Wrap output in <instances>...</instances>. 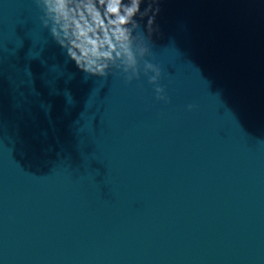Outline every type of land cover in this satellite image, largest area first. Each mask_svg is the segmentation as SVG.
<instances>
[{
  "label": "water",
  "instance_id": "1",
  "mask_svg": "<svg viewBox=\"0 0 264 264\" xmlns=\"http://www.w3.org/2000/svg\"><path fill=\"white\" fill-rule=\"evenodd\" d=\"M147 23L92 76L0 0V264H264V0Z\"/></svg>",
  "mask_w": 264,
  "mask_h": 264
},
{
  "label": "clouds",
  "instance_id": "2",
  "mask_svg": "<svg viewBox=\"0 0 264 264\" xmlns=\"http://www.w3.org/2000/svg\"><path fill=\"white\" fill-rule=\"evenodd\" d=\"M44 2L55 22L61 23L64 39H59L55 29L52 35L57 37L61 47L66 48L67 56L76 67L92 76L104 75V61L112 59L118 46L123 51L127 50L125 42L129 33L125 26L134 22L137 15L148 20L145 31L149 41L158 32L155 23L158 0H127V3L124 0H81L75 12L68 7V0ZM116 55L120 53L116 52ZM162 91L156 88L160 99H163L159 96Z\"/></svg>",
  "mask_w": 264,
  "mask_h": 264
}]
</instances>
